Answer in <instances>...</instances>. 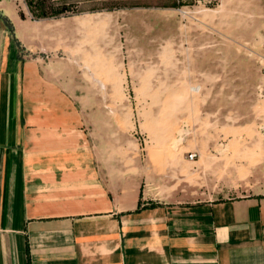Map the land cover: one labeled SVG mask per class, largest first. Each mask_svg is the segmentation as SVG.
<instances>
[{
  "label": "rangeland",
  "instance_id": "1",
  "mask_svg": "<svg viewBox=\"0 0 264 264\" xmlns=\"http://www.w3.org/2000/svg\"><path fill=\"white\" fill-rule=\"evenodd\" d=\"M17 3L49 60L77 69V109L110 124L112 158L140 164L145 196L264 193V0Z\"/></svg>",
  "mask_w": 264,
  "mask_h": 264
},
{
  "label": "crops",
  "instance_id": "2",
  "mask_svg": "<svg viewBox=\"0 0 264 264\" xmlns=\"http://www.w3.org/2000/svg\"><path fill=\"white\" fill-rule=\"evenodd\" d=\"M35 22L0 0V264H264V193L145 196Z\"/></svg>",
  "mask_w": 264,
  "mask_h": 264
},
{
  "label": "built area",
  "instance_id": "3",
  "mask_svg": "<svg viewBox=\"0 0 264 264\" xmlns=\"http://www.w3.org/2000/svg\"><path fill=\"white\" fill-rule=\"evenodd\" d=\"M193 155H191V157H192Z\"/></svg>",
  "mask_w": 264,
  "mask_h": 264
},
{
  "label": "trees",
  "instance_id": "4",
  "mask_svg": "<svg viewBox=\"0 0 264 264\" xmlns=\"http://www.w3.org/2000/svg\"><path fill=\"white\" fill-rule=\"evenodd\" d=\"M64 8H66V7H64Z\"/></svg>",
  "mask_w": 264,
  "mask_h": 264
}]
</instances>
